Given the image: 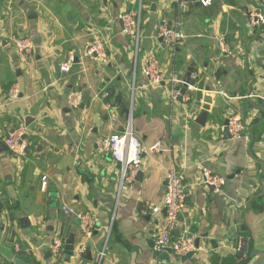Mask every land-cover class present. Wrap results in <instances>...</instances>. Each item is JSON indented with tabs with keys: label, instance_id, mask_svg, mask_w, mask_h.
Listing matches in <instances>:
<instances>
[{
	"label": "crops",
	"instance_id": "obj_1",
	"mask_svg": "<svg viewBox=\"0 0 264 264\" xmlns=\"http://www.w3.org/2000/svg\"><path fill=\"white\" fill-rule=\"evenodd\" d=\"M180 1L0 0V140L22 124L28 142L23 155L0 151V264L14 258L27 264H154L165 176L173 164L182 169L188 191L174 234H195L197 249L190 257L161 254L162 264H231L229 258L232 264H264V37L247 25L250 12L264 15V0H212L207 6ZM30 9L36 18H27ZM133 10H140L143 40L153 48L146 50L161 63L164 81L158 85L148 86L134 68L139 53L121 34L117 16ZM163 18L178 21L184 45L164 47L157 37ZM11 34L35 42L28 64L18 62ZM220 34L227 54L219 55ZM96 39L104 57L84 54ZM68 51L77 61L65 75L56 65ZM189 67L195 84L179 87L188 100L170 101V74L183 80ZM11 87L17 88L15 98ZM109 87L123 94L128 115L103 103ZM206 88L212 102L201 125L196 120ZM71 91L89 93L83 108L67 105ZM236 114L241 134L226 138L221 128ZM128 122L143 146L142 179L129 186L114 213L119 164L97 148L96 139ZM199 166L225 176L221 193L200 184ZM43 177L45 190L39 188ZM149 204L161 206V213L146 209ZM63 206L95 214L89 237L81 236L78 220ZM241 233L249 242L247 258L232 251ZM69 235L74 255L52 258L53 237L65 242ZM80 245L90 249V261L81 258Z\"/></svg>",
	"mask_w": 264,
	"mask_h": 264
},
{
	"label": "built area",
	"instance_id": "obj_2",
	"mask_svg": "<svg viewBox=\"0 0 264 264\" xmlns=\"http://www.w3.org/2000/svg\"><path fill=\"white\" fill-rule=\"evenodd\" d=\"M174 1L176 4L180 0ZM211 2L212 0H200V3L203 6L210 5ZM182 3L183 1H180L179 6H182ZM140 15V10H133L120 12L117 16L118 20L121 22V34L130 38L131 44L135 48L136 55L141 43ZM178 24L179 23L176 20L170 21L166 18L160 20L157 26V37L162 40L164 47L173 49L185 44L186 35L178 28ZM247 25L253 30H260V33L264 37L263 14L250 12L247 16ZM9 38L14 46L18 62L28 64L35 53L36 47L33 39L16 34H11ZM215 40L217 42L219 55L229 53L230 47L224 34L217 35ZM93 52H96L99 56H105L104 47L97 39L89 42L84 50L85 55H91ZM76 61L75 53L73 51H68L65 59L59 63V70L61 73H68ZM134 68H139V71L144 76L148 86L158 85L164 81L163 69L155 53L148 52L143 56L140 64L135 62ZM168 83L170 84L168 92V99L170 101H176L178 96H181L183 100H188V96L181 93L179 88L183 83L182 79L178 78L176 74L171 73L168 78ZM17 93L16 87L10 88V97L15 98ZM81 99V92L71 91L66 97L67 105L72 109H76L78 108ZM221 129L222 131H227L229 136H239L243 129L240 117L237 114L231 115L228 124L222 126ZM24 134L25 127L21 124L17 128L9 131L2 138L7 149L14 156L25 154L28 148V142L23 139ZM96 146L102 152L109 153L111 158L119 164L120 179L118 193L121 194L123 191L128 190L138 174L143 171L141 166L143 146L141 140L134 134L132 123L128 122L120 132L98 137L96 139ZM197 170L200 175V184L209 188L212 193H221L226 182L225 176L203 166H199ZM40 182L41 184L39 188L45 190V178H41ZM187 194L188 191L184 182L182 169L178 168L176 164H173L167 170L165 176V193L162 204V208L165 209V212L163 214L162 223L156 232L153 242L152 249L157 256L154 264H162V259L159 257L161 254L170 252L178 257H186L189 253L194 252L197 249L195 234L186 233L181 236H175L174 234V231L181 222L179 216L182 214L186 206ZM162 208L161 206H151L150 204L146 206V209H150L153 213H161ZM62 210L66 214H74L78 220L82 237H89L92 234L93 229L95 228V220L97 219L92 211L75 212L73 209L65 206L62 207ZM63 248V239L59 236H54L49 243V251L52 258L61 260L64 252ZM82 250L83 246H78V251L81 252ZM232 251L239 257L247 258L250 251L248 238L243 234H237L233 240ZM103 255L104 250L100 253L99 260L102 259Z\"/></svg>",
	"mask_w": 264,
	"mask_h": 264
},
{
	"label": "water",
	"instance_id": "obj_3",
	"mask_svg": "<svg viewBox=\"0 0 264 264\" xmlns=\"http://www.w3.org/2000/svg\"><path fill=\"white\" fill-rule=\"evenodd\" d=\"M27 18L28 19H34L36 18V12L35 10H28L27 11ZM92 56L96 57V52H93L91 54ZM56 68L59 70V63L56 65ZM193 72V68L189 67L186 71V73L184 74L183 77V85L184 86H188L190 85H194L195 84V79L191 78V74ZM110 99H112V102H110ZM89 100V93L85 92L82 95V100L80 103V108H83V104L85 101ZM212 102V98H211V93L209 91V88L205 89V94L203 97V104H202V109L203 112L199 115V117L197 118L196 122L198 124L204 125L205 121L207 119V110L210 109V103ZM103 103L104 104H109L110 106H118L121 113L124 114H129L130 108L127 107L124 103H123V94L121 92H118L116 94L115 89L113 87H109L107 89V94L105 95L104 99H103ZM229 122V118H226L224 125L226 126ZM27 125H29V123H26ZM26 136L23 135V139ZM225 137L228 138L229 134L227 131H225ZM3 150H7L6 145L0 140V151ZM138 181H140L142 179V175L138 174L137 178ZM165 212V210L163 211ZM179 220H182V215L179 216ZM74 247H75V239H74V235H69L67 237V239L64 242V254L63 257L65 258L66 261H69V258L72 257L74 255ZM153 247V246H152ZM193 252L189 253L188 257H190L192 255ZM165 255V253H164ZM162 255V256H164ZM81 258L85 259V260H91V254H90V249L86 248L85 250H83V252L80 254ZM166 256V255H165ZM13 264H27L24 260H22L21 258H14L13 259Z\"/></svg>",
	"mask_w": 264,
	"mask_h": 264
},
{
	"label": "rangeland",
	"instance_id": "obj_4",
	"mask_svg": "<svg viewBox=\"0 0 264 264\" xmlns=\"http://www.w3.org/2000/svg\"><path fill=\"white\" fill-rule=\"evenodd\" d=\"M140 33H141V46H140V49H139V51H138V62H139V64H140V62H141V60H142V57L144 56V53L148 50V48H149V46H147L146 44H145V42H144V40H143V37H142V27L140 28ZM11 48H13L12 46H10ZM147 49V50H146ZM85 50V46H84V49H83V51ZM148 51H153V48H151V49H149ZM147 51V52H148ZM2 55H1V53H0V60L2 59ZM72 68H73V65H72ZM71 68V69H72ZM137 70H139V68H137ZM67 74V73H66ZM65 74V75H66ZM133 86V85H132ZM130 117V116H129ZM130 188V187H129ZM127 190H125V191H123L121 194H119L118 193V191H117V197H118V199H116L114 202H113V208H112V212L114 211V213L115 212H117V209H118V205L120 204V202H121V200L123 199L122 197H123V194L126 192ZM119 194V195H118ZM116 197V198H117Z\"/></svg>",
	"mask_w": 264,
	"mask_h": 264
},
{
	"label": "trees",
	"instance_id": "obj_5",
	"mask_svg": "<svg viewBox=\"0 0 264 264\" xmlns=\"http://www.w3.org/2000/svg\"><path fill=\"white\" fill-rule=\"evenodd\" d=\"M12 84V82H8L7 83V86H6V88H9V86ZM245 233V232H244ZM242 234V233H241ZM248 234V233H247ZM246 233H245V235H247ZM244 235V234H243ZM244 235V236H245ZM247 237V236H246ZM230 260V262H231V264L233 263V259L232 258H229V259H227V260H225V261H229ZM246 261H242V263L244 264Z\"/></svg>",
	"mask_w": 264,
	"mask_h": 264
}]
</instances>
